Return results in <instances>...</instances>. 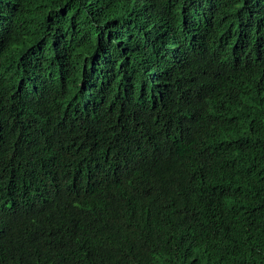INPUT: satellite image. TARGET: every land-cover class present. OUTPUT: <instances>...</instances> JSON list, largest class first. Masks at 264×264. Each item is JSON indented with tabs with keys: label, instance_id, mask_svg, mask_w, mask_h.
<instances>
[{
	"label": "trees",
	"instance_id": "obj_1",
	"mask_svg": "<svg viewBox=\"0 0 264 264\" xmlns=\"http://www.w3.org/2000/svg\"><path fill=\"white\" fill-rule=\"evenodd\" d=\"M0 264H264V0H0Z\"/></svg>",
	"mask_w": 264,
	"mask_h": 264
}]
</instances>
